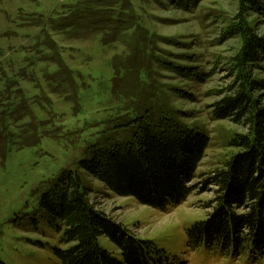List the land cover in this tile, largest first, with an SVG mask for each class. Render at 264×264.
I'll list each match as a JSON object with an SVG mask.
<instances>
[{
	"label": "rangeland",
	"instance_id": "rangeland-1",
	"mask_svg": "<svg viewBox=\"0 0 264 264\" xmlns=\"http://www.w3.org/2000/svg\"><path fill=\"white\" fill-rule=\"evenodd\" d=\"M79 1L0 0V103L11 104L13 110L22 102L30 111L19 121H7L12 140L38 139L29 147L12 143L5 160H0V262L59 264L56 252L66 249L65 228L51 222L39 203L51 182L70 170L90 190L96 210L154 245L159 251L152 255L157 264H264V258H234L203 245L188 246L186 237L195 224L206 221V207L214 198L211 187L201 192L202 183L221 171L235 152L228 147L234 134L246 132L243 126L210 116V106L222 97L212 93L232 81L225 60L238 42L220 41V27L233 16L237 0H202L189 13L166 0H130L147 32L139 36L151 35L146 39L152 44L148 53L136 49L134 54L126 43L102 44L104 34L72 38L51 30L47 20ZM251 20L256 33L264 36V19L252 15ZM45 33L47 44L58 46L53 56L43 44ZM56 62L64 65L66 79L58 77ZM167 62L186 70L197 67L196 73L208 75L204 81L186 79L170 71ZM260 77L264 80V73ZM180 91L191 94L194 102L180 98L176 94ZM164 118L209 139L190 183L194 191L179 205L163 209L140 205L132 197L116 196L80 168L93 145L108 149L129 144L140 125H155ZM98 243L121 262L116 245L106 237Z\"/></svg>",
	"mask_w": 264,
	"mask_h": 264
},
{
	"label": "trees",
	"instance_id": "trees-1",
	"mask_svg": "<svg viewBox=\"0 0 264 264\" xmlns=\"http://www.w3.org/2000/svg\"><path fill=\"white\" fill-rule=\"evenodd\" d=\"M166 1L171 7L189 13L202 0ZM64 9L56 18L47 20L51 30L68 33L72 38L104 34L102 44L126 43L133 54L136 49L141 53L152 49L151 41L146 39L149 36H139L147 32L130 0H81ZM252 15L264 19V0H237L233 16L226 18L223 28L220 27V41L235 38L238 47L225 60L231 84L212 93L222 97L210 106L212 120H228L243 126L246 132L234 134L228 147L235 152L225 160L221 171L214 172L202 183L201 192L211 187L214 198L206 207L209 209L206 221L195 224L186 237L191 247L203 245L208 250L231 253L234 258L256 259L264 258V80L260 77L264 73V36L256 33ZM106 34L112 39L107 41ZM44 36L43 44L52 55L58 46L48 42L49 46L48 34ZM143 58L151 59L149 56ZM56 66L58 77L63 79L64 65L56 62ZM168 67L190 80L204 81L208 75L202 77L200 72L196 73L197 67L186 70L174 62H167ZM176 94L194 102L191 94L184 91ZM15 106L12 110L9 109L11 104L0 103L2 161L12 143L19 147L38 143L37 136L35 140L25 137L19 142L12 140L7 121H19L30 112L25 103ZM208 145L207 137L182 130L170 118H164L155 125H140L139 133L129 144L108 149L93 145L87 150L86 159L80 162V168L116 196L132 197L140 205L163 209L169 204L179 205L194 191L190 183L196 178ZM90 195L81 177L67 170L51 182L41 197L39 207L48 219L60 222L65 228L63 243L66 249L56 252L59 264H157L152 255L159 251L154 245L134 237L123 226L106 218L96 210ZM101 237L118 247L121 262L100 247Z\"/></svg>",
	"mask_w": 264,
	"mask_h": 264
}]
</instances>
